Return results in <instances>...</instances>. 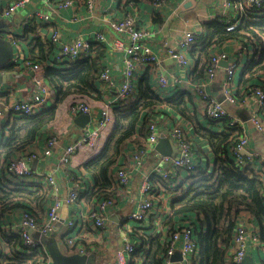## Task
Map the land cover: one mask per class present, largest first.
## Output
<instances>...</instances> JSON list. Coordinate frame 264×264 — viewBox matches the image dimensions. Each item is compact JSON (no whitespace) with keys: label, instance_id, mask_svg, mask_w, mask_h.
<instances>
[{"label":"crops","instance_id":"crops-1","mask_svg":"<svg viewBox=\"0 0 264 264\" xmlns=\"http://www.w3.org/2000/svg\"><path fill=\"white\" fill-rule=\"evenodd\" d=\"M13 1L0 0L2 6H8ZM63 1L31 0L24 10L15 13L10 18H4L0 13V34L7 39L12 35L19 41V46L14 47L15 65H17L15 70L9 72L4 70L6 67L0 70V76H3L0 79V110L4 112L3 116L0 117V152H3V145L9 139L15 124L24 126L22 129L24 131L32 123L30 121L32 119H29L31 117L12 116L10 106L14 102L28 100L34 93V72L25 65V60L31 57L32 47L36 40H40L46 46L51 47L45 54L46 64L58 66L62 43L77 38L93 43L97 42L98 35L104 36V40L101 41L103 48L95 55L99 58L102 66L100 75L103 71H108L115 87H111L99 75V79L96 81L97 91L93 92L92 96L81 97L90 105V114H71L70 104L76 97H80L77 95L68 97L58 105L55 104L57 106L53 120L38 132L29 145L25 146V153L30 151L39 153V157L30 163L32 170L35 171L30 178L24 180L9 174L4 166L0 168V184H3L5 190H10V192L12 191L17 195L14 198L15 202L29 207V209H25L0 202V264H9L5 259V255L10 252L6 239L10 234H20L19 226L23 213L30 210L39 222H47L50 207L56 200L61 201L60 220L55 224L54 230L49 232L47 236L52 241H57L65 254L82 253L81 250H83L85 255H94L96 264H115L116 252L123 246L121 230L125 231L124 228L127 226L131 228L137 223L136 221L125 220V217L130 211L136 209L139 202L145 197H143L144 194L141 190L142 172L146 169L149 170L158 158V154L151 153L147 155L141 167L136 166L133 161L135 152L146 140V127L143 135H139L126 143L117 165L112 170V179L119 190L114 195L116 204L109 209V220L102 230L96 228L94 219L90 216L96 198L93 195L95 181L84 170V165L104 147L112 129L111 125L109 124L102 130L94 147L80 148L71 158L68 166H62L59 161L67 145L82 137L88 127L97 124V120L106 105L114 108L115 104L123 100L119 98L117 88L124 79L125 54L123 51L114 49L112 43L115 39L121 37L125 40L126 37L125 35L118 36L115 34L110 25L112 22L124 19L128 14L134 18L139 29L153 32V35L146 42L150 45L153 53L162 60L160 69H164L168 75H176L182 79L180 83L172 84L170 82L167 86L162 87L158 81L157 70L152 66L139 65L134 77V89L137 90L138 86L147 83L161 98H172L181 92H186L189 96L186 97L184 113L179 114L173 109L156 113L155 119H159L160 124L158 127L161 135L167 134L169 129L175 127L182 129L192 144V162L196 165V170L211 172L215 166V155L209 138L215 133H223L226 127L222 122L212 120L205 115V103L194 91L193 86L197 82H206L208 94L217 101L222 99L226 68L237 60L238 67L233 77L232 92L237 97L238 102L245 99L246 103L228 105L227 110L241 120L244 133L249 137L247 152H257L264 156V130H257L251 123L252 112L257 109L258 105L259 109L261 106L256 96L247 97L249 92L246 91V87L243 85L242 77L244 65L253 58L254 47L246 45L244 39L214 45L210 49L211 53L217 54L223 51L227 53L228 57L218 63L213 80L209 79L207 71L204 75L200 70L194 72L195 80L199 81H194L192 71H195L196 64L189 49H182L190 60L188 68L180 66L167 53L169 48L180 49L178 47L179 42L187 30L198 29L204 33L205 23L209 21L219 19L228 23L238 20L241 15L240 0H229L227 4L224 0H202L199 2L162 0L161 3H157L158 0H92L93 5L91 7L87 4L88 0H73L70 5L61 6ZM42 10L51 13L52 19L49 22L36 17V13ZM26 20L29 22L25 26ZM55 31L59 33L56 42L52 40ZM8 66H11V64ZM51 98L54 100L53 95ZM261 111L263 112L261 118L264 121V106ZM81 115L88 116V121H78L77 119ZM52 136H56L58 141L53 147L52 154L47 156L44 151L47 140ZM166 137L172 139L167 135ZM172 140L175 143V140ZM175 147L177 148L176 143ZM121 167L130 169L131 178L127 185H120L118 182L117 171ZM41 171L54 176L56 185L48 186V182L39 174ZM189 173L187 170L180 171V176L177 179L180 186L174 191L171 188L163 190L161 183L156 179L152 180L154 192L156 193L152 197L154 208L138 229L140 235L168 236L167 229L170 227L166 224L168 222L167 217L171 215L173 199L177 195H181L189 186L191 181ZM77 181L82 186L80 196L77 200L68 204L64 200ZM246 217H249L247 218L249 222L248 226L245 225V227L255 229L258 232V226L251 215L241 216L245 220ZM70 221L75 222L74 226L70 227L68 225ZM71 239L76 240L77 246L69 243ZM131 241L136 247L141 242L132 239V236ZM20 251L22 254L28 253L24 252L23 249H20ZM176 254L177 259H175L174 264H183L185 256L182 255L180 249L176 251ZM135 255L134 259L142 257L140 264H143L145 260L143 255ZM249 256L255 264H264L263 245L261 243H249L246 257ZM186 259L192 262L191 255ZM128 264L138 263L133 261ZM193 264L200 263L194 261Z\"/></svg>","mask_w":264,"mask_h":264},{"label":"trees","instance_id":"trees-1","mask_svg":"<svg viewBox=\"0 0 264 264\" xmlns=\"http://www.w3.org/2000/svg\"><path fill=\"white\" fill-rule=\"evenodd\" d=\"M227 27V23L219 19L205 23L203 38L189 49L196 64L195 71H192L194 81H199L195 80L194 72L200 70L203 75L206 73L214 55L210 50L214 45L244 39L246 45L254 47V52L253 58L243 67V85L246 91L254 86L264 89V8L248 10L234 30L228 31ZM90 44V50L77 61H64L58 66H50L45 62V54L51 47L40 40L35 41L29 60L40 65L39 72L49 85L57 105L70 96L85 98L97 91L96 81L102 66L95 53L103 47L98 41ZM16 66L12 63L4 70L12 72ZM144 84L138 86L137 90L134 89L130 98L115 104L110 122L112 129L104 147L84 165V170L95 181V197H113L119 190L112 179V170L117 165L126 143L143 135L145 127L147 135L148 124L157 112L173 109L179 114L184 113L186 97H189L186 92L178 93L172 98H161L149 84ZM236 94L238 96V92ZM57 105L44 109L37 115L28 116L31 117L29 119H32V123L24 131V126L15 124L9 139L3 145V152H0V168L4 166L6 169L11 160L25 154V146L53 120ZM218 121L222 122L226 129L223 133H215L209 138L215 155L214 169L211 172L194 170L189 173V186L173 199L171 215L167 217L166 223L170 227L167 229L168 236L140 235L138 229L143 222H137L131 228L129 233L132 239L141 241L137 244L133 257L135 254L143 255V264H162L169 246V238L176 230L186 226L192 227L193 237L198 244L197 250L191 254L190 264L194 261L200 264H235V229L241 216L247 214L251 215L257 224L258 239L264 247V178L258 170L262 163L255 160L251 164L241 165L232 152L239 130L229 128L227 120ZM152 179L159 180L157 177ZM177 179L172 180L177 183L171 188L173 191L180 186ZM0 185L1 203L29 209L28 206L15 202L17 195L5 190L3 184ZM6 241L10 252L5 255V259L9 264L40 263L44 255L43 249L26 247L20 234H10ZM20 249L28 253L22 254Z\"/></svg>","mask_w":264,"mask_h":264},{"label":"built area","instance_id":"built-area-1","mask_svg":"<svg viewBox=\"0 0 264 264\" xmlns=\"http://www.w3.org/2000/svg\"><path fill=\"white\" fill-rule=\"evenodd\" d=\"M162 0L156 1L161 3ZM199 2L202 0H190ZM31 0H14L8 6H2L0 2V13L4 18H10L15 13H18L25 9L27 4ZM73 2V0H64L61 3V6H68ZM225 4L229 3V0H224ZM87 4L89 7L93 5L92 0H88ZM239 8L241 15L238 20L233 22H228L227 30L232 31L238 25L241 18L247 15L248 10L264 8V0H240ZM36 17L49 22L52 19L51 13L45 11H38ZM28 20L25 21V26L28 24ZM112 31L118 36L125 35L126 39L123 40L121 37L115 39L113 44L114 49L123 51L125 54V72L124 79L122 83L117 88V94L121 99H128L134 92V77L139 65H148L152 66L155 70L158 71V81L160 86L165 87L170 82L172 84H177L182 81L179 76L168 75L164 69L161 68V59H159L152 51L150 45L146 42L152 35V31H146L144 29H139L134 18L128 14L124 19L120 21L112 22L110 25ZM204 34L201 30H187L184 32L181 41L179 42L180 49L169 48L168 56L175 60L183 68H188L190 65V60L183 53L182 49H190L198 41L203 38ZM59 33L54 32L52 36L53 41H58ZM7 39V38H6ZM9 40L13 47L19 46V41L11 35ZM104 40V36L98 35L97 41L101 42ZM91 48L89 41L83 40L82 38H77L67 43H62L60 47L59 59L60 62L68 61L75 62L80 57L88 52ZM228 55L226 52H219L214 54L211 57L210 64L207 68V75L210 80H213L216 74L218 63L227 59ZM15 58L12 60V63H15ZM11 63V64H12ZM25 65L33 70V85L34 93L28 100L14 102L10 106V112L14 115L20 116H34L37 115L44 109L51 108L56 104L55 100L51 98L52 92L47 84L46 80L40 74V65L37 63L31 62L29 59L25 60ZM238 67V61L235 60L229 64L226 68V73L223 80V92L225 100L219 102L213 99L207 92L206 86L207 83L197 82L194 84V91L200 96V98L205 103V115L212 120H227L229 128H237L239 130L238 139L232 148V152L238 162L241 165H248L253 163L255 160L261 162L262 165L258 169L259 174L264 178V156H261L257 152H247V145L249 143V137L244 133V128L241 123V120L238 117L233 116L228 110V105H237L244 104L246 100L243 99L238 102L237 97L232 92L233 77ZM160 69V70H159ZM101 79L107 82L111 87H115V83L110 77L108 71H103L100 75ZM247 97L256 96L258 98L259 105L252 114L251 123L259 131L264 130V121L261 118V108L264 106V89L259 86H254L249 88ZM53 101H52V100ZM54 103V104H52ZM112 110L113 108L110 105H106L102 112L101 116L97 120V124L92 127H88L87 131L83 134L82 137L74 140L63 150L61 157L59 159L62 166H68L71 162V158L80 150L82 147H94L97 143L98 138L101 135L102 130L108 126L112 119ZM70 111L72 115L80 114H90L91 107L84 101L81 97H76L70 104ZM4 112L0 110V117L3 116ZM160 124L159 119H153L148 124V133L144 145L138 149L134 154L133 161L136 166L141 167L144 162V158L149 154H157L156 145L160 139V131L158 125ZM169 136L175 140L178 152L175 156L163 155L157 158L153 166L146 171L142 172V184L141 190L144 198L139 202L136 209L130 211L129 214L125 217L127 221H136L143 222L148 217V214L154 208L153 196L154 184L153 177L159 178L158 182L161 183L163 190H169L177 185L176 182H173L175 178H178L181 170H187L188 172H193L196 170V165L192 162V153L193 147L191 142L187 139L185 133L179 127L169 129L168 133H165V136ZM58 138L52 136L47 140L46 148L44 154L50 156L53 152V147L57 143ZM39 153L29 152L25 153L23 156H20L17 159L11 160L6 165V171L9 174L27 180L30 178L35 171L32 170L30 165L31 161L38 158ZM45 180L48 182V186L56 185V178L50 173L45 171L39 172ZM117 178L120 185H127L130 181L131 174L130 169L127 167H121L117 171ZM172 181V184L169 183ZM81 184L79 181L75 182L74 187L72 188L70 194L65 198L64 202L70 204L77 200L80 196ZM148 196V197H146ZM116 204V198L113 197H96L94 200V208L91 211L90 216L94 219L95 226L98 230H102L107 225L109 220V209ZM61 201L56 200L54 204L50 207L48 212V221L41 223L38 219L32 214V212L25 211L23 213L19 233L22 237L23 243L28 248H41L44 251V255L41 258L39 264H52V257L48 253L46 246L42 243V236H47L49 232L54 230L55 224L60 220V210ZM246 216V215H245ZM245 219H242L238 222L235 229V248L233 261L235 264H243L244 259L247 256V247L249 243H260L259 234L255 229L246 228L248 222ZM75 222L70 221L68 225L70 227L74 226ZM133 228V227H131ZM131 228L127 226L125 231H122L121 239L123 241V246L120 247L115 255V264H128L130 262L136 261L140 264L141 258L134 259L133 253L136 250L135 244L131 241L130 230ZM253 230V231H252ZM71 245L77 246L76 240H69ZM180 244L181 246L179 247ZM82 248L81 246H78ZM198 248V244L193 237V229L190 226H186L180 230H176L171 237L169 238V246L166 250L162 264H174L173 257L178 249L182 252V255L185 256L183 264H190L186 257L193 254ZM28 252V251H27ZM83 254V250H81ZM85 255V254H84Z\"/></svg>","mask_w":264,"mask_h":264},{"label":"water","instance_id":"water-1","mask_svg":"<svg viewBox=\"0 0 264 264\" xmlns=\"http://www.w3.org/2000/svg\"><path fill=\"white\" fill-rule=\"evenodd\" d=\"M1 30V25H0ZM14 59V47L12 43L7 40L2 34H0V70L10 65ZM3 76H0V79ZM225 96L218 100L223 102ZM89 119L86 115L78 117V121L87 122ZM156 151L158 157L163 155L175 156L177 154V148L172 139L167 138L164 134L160 136V139L156 145ZM42 243L46 246L48 253L52 257V264H96V257L94 255H84L80 253L65 254L61 249L60 244L57 241H52L49 236H42ZM177 259L175 253L173 260ZM243 264H255L253 259L249 256L244 259Z\"/></svg>","mask_w":264,"mask_h":264}]
</instances>
